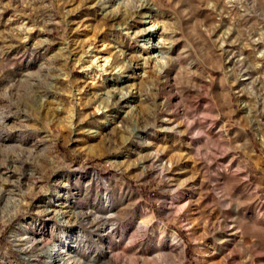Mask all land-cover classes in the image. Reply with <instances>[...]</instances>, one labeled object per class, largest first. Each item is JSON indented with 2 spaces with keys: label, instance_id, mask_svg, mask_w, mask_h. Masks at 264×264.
<instances>
[{
  "label": "rangeland",
  "instance_id": "obj_1",
  "mask_svg": "<svg viewBox=\"0 0 264 264\" xmlns=\"http://www.w3.org/2000/svg\"><path fill=\"white\" fill-rule=\"evenodd\" d=\"M149 21L164 75L137 58ZM55 248L264 264V0H0V264Z\"/></svg>",
  "mask_w": 264,
  "mask_h": 264
},
{
  "label": "bare ground",
  "instance_id": "obj_2",
  "mask_svg": "<svg viewBox=\"0 0 264 264\" xmlns=\"http://www.w3.org/2000/svg\"><path fill=\"white\" fill-rule=\"evenodd\" d=\"M165 30L166 28L164 24L161 25L160 22L156 23L154 21L153 22L149 21V22H144L142 25V30H140L139 32L135 33L132 36V39L134 40L139 39L140 46L137 53L138 55L137 58L139 59L141 67L145 69L148 66H151L152 69H156L159 75H164L170 65L169 51L172 49V42H171V37H169L170 34L168 36L165 35ZM108 61L109 60L104 59L102 60L103 63L101 64L99 63L98 59H95L93 63H96V66L97 68H100V71L105 72L106 71L105 67H107ZM119 71L121 70L119 69ZM121 78L122 77H120V79ZM126 83L127 80H124L123 82L115 83L114 87H112L109 90L110 92L109 91L103 92L104 93L102 95L103 100L109 102V99L112 100L116 98L119 104H122L123 106L128 105L129 100L131 98V94L127 91L125 92L124 90L125 89L124 85H126ZM190 83H192V80L190 81ZM110 231L111 230L109 231L104 230L101 235L104 237ZM62 256H63V251L60 248H55L49 254V258H50L49 260H53L54 263L60 262V264H67V262H64L65 258H63Z\"/></svg>",
  "mask_w": 264,
  "mask_h": 264
}]
</instances>
